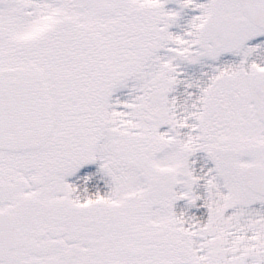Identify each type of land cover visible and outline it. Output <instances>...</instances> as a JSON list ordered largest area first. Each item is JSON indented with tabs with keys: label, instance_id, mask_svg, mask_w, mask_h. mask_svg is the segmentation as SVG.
<instances>
[{
	"label": "snow or ice",
	"instance_id": "obj_1",
	"mask_svg": "<svg viewBox=\"0 0 264 264\" xmlns=\"http://www.w3.org/2000/svg\"><path fill=\"white\" fill-rule=\"evenodd\" d=\"M0 264H264V0H0Z\"/></svg>",
	"mask_w": 264,
	"mask_h": 264
}]
</instances>
